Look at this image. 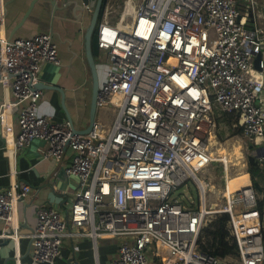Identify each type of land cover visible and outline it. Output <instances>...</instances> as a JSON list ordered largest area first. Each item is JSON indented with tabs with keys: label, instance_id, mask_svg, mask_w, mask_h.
I'll return each mask as SVG.
<instances>
[{
	"label": "built area",
	"instance_id": "obj_1",
	"mask_svg": "<svg viewBox=\"0 0 264 264\" xmlns=\"http://www.w3.org/2000/svg\"><path fill=\"white\" fill-rule=\"evenodd\" d=\"M257 12L255 0H108L98 23L108 66L96 102L105 120H113H96L87 134L75 133L70 120L56 123L38 114L41 67L61 63L50 33L13 40L0 33V81L10 82L13 94L0 105L3 133L11 130L8 115L15 111L14 148L43 140L44 158L60 161L70 149L65 172L78 179L66 209L40 205L36 227L26 235L15 207L32 186L20 181L0 191V237L28 236L33 264H57L71 228L94 240L119 238L118 257L109 264H264L260 190L254 182L229 187L215 114L219 109L238 119L264 170V155L258 156L264 148V107L258 104L264 99V25ZM4 14L0 0L2 23ZM214 162L225 167L219 188L207 178ZM191 181L197 207L175 195ZM214 214L228 215L236 256L201 247Z\"/></svg>",
	"mask_w": 264,
	"mask_h": 264
},
{
	"label": "crops",
	"instance_id": "obj_2",
	"mask_svg": "<svg viewBox=\"0 0 264 264\" xmlns=\"http://www.w3.org/2000/svg\"><path fill=\"white\" fill-rule=\"evenodd\" d=\"M78 1L81 0H4L5 14L3 23L0 20V33L9 40L28 38L39 33L53 34L61 63H44L39 73L38 85L54 84L61 90L42 88L43 96L38 114H48L56 123L70 120L75 129L84 130L89 125L92 77L82 38L91 13L86 8L82 15V12L74 11L75 2ZM97 59L101 83L106 67L102 65L100 54ZM12 97L10 82L0 81V105L9 102ZM260 101L261 99L259 103ZM96 120L108 125L113 116L105 120L104 112L100 111ZM8 121L12 128L5 134L0 123V191L20 181H26L32 186V191L21 198L15 207L19 230L26 235L36 227V212L40 205L66 209L67 200L73 199L78 188V179L65 172V167L72 159L70 149L65 152L61 161L53 157L44 158L41 149L48 145L43 140H34L25 148L16 150L14 140L19 126L15 111L8 115ZM245 174L246 179L231 183L233 188H240L246 182L257 183L260 201L264 200V181L258 176L252 177L249 170ZM223 177V173L216 177V185H220L219 187L224 184H221ZM3 227L0 219V235ZM69 231L73 234L64 237L57 264H109L118 257L119 238L101 237L94 240L78 235L75 228ZM32 250V240L28 236H21L18 241L0 237V264H33Z\"/></svg>",
	"mask_w": 264,
	"mask_h": 264
},
{
	"label": "rangeland",
	"instance_id": "obj_3",
	"mask_svg": "<svg viewBox=\"0 0 264 264\" xmlns=\"http://www.w3.org/2000/svg\"><path fill=\"white\" fill-rule=\"evenodd\" d=\"M263 6L264 0H255V10L256 12L258 11L257 22L260 25H264V17L261 15V8ZM100 56L103 60V67H107L108 62L106 60V53L104 51H101ZM259 104H262V106L264 107L263 98H261ZM215 114L217 117L216 135L218 140V143L216 145L220 148L218 152L227 153V159L229 160L227 164L228 172L229 176L232 177V179L230 178V180L232 184H235L239 179H241L240 181L246 179V177L244 178V176L246 175L245 173H248V170L250 168V163L248 161V155L250 154V143L244 137L242 129L238 125H236L238 122V119L236 117L228 115L221 110L215 111ZM218 152H216V155ZM224 171L225 167L223 163L214 162L207 178L211 179L213 184H215V186L218 188L220 185H216L218 184L216 180L222 173L224 176ZM224 178L225 177L222 178L223 182L221 184L225 182ZM175 195L179 197V199L186 206L197 207L200 204L199 192L193 181L187 183V185L180 187L176 191ZM219 215L220 214H214L209 218H211L213 222ZM209 224L210 222H208L206 228ZM203 238L205 243L209 242L210 240V238H208L206 234L203 235Z\"/></svg>",
	"mask_w": 264,
	"mask_h": 264
},
{
	"label": "water",
	"instance_id": "obj_4",
	"mask_svg": "<svg viewBox=\"0 0 264 264\" xmlns=\"http://www.w3.org/2000/svg\"><path fill=\"white\" fill-rule=\"evenodd\" d=\"M78 2H75L76 7L74 11L82 12L81 13L82 15L84 8H86L87 11L91 13L90 22L89 25L86 27L84 36L82 38V42H83L84 53L86 56V61L88 63L92 77V100L90 104L88 127L84 130L75 129L74 132L78 134H87L93 128V125L98 115L97 102H96L97 93L100 85L99 74H98V59H97L100 54V49L98 45V23L100 22L103 16L104 9L108 0H81ZM52 3L54 5V2ZM50 35L53 37L52 33ZM260 59L261 57L259 56L257 61H259ZM1 77L2 76H0V78ZM38 87L41 89L44 88V89H56L58 91L61 90L57 85L54 84L40 83ZM252 148L253 145H250L249 149ZM263 155H264V148L261 147L258 149V156H263ZM248 161L251 165H258L257 157L252 154L248 155Z\"/></svg>",
	"mask_w": 264,
	"mask_h": 264
},
{
	"label": "trees",
	"instance_id": "obj_5",
	"mask_svg": "<svg viewBox=\"0 0 264 264\" xmlns=\"http://www.w3.org/2000/svg\"><path fill=\"white\" fill-rule=\"evenodd\" d=\"M249 172L252 177L258 176L262 181H264V170H262L259 165L250 164ZM259 207L264 214V200L260 201ZM228 219L229 217L227 214H221L216 218V220L209 224L207 228H205L204 235L206 234L210 240L205 243V245L201 246L203 249L209 250L213 254L221 257L237 255V246L230 237L228 230Z\"/></svg>",
	"mask_w": 264,
	"mask_h": 264
},
{
	"label": "bare ground",
	"instance_id": "obj_6",
	"mask_svg": "<svg viewBox=\"0 0 264 264\" xmlns=\"http://www.w3.org/2000/svg\"><path fill=\"white\" fill-rule=\"evenodd\" d=\"M248 10H249V12H250V16H251V23H252V25H253V16H252V5H251V2L250 1H248ZM262 98V96L261 97H259V99H261ZM258 104H259V100H258ZM262 106V104H259V108ZM263 107V106H262ZM8 113H10L9 111H8ZM213 139H214V136L212 137V141H213ZM259 142H260V135H258L257 136V138H256V142H255V146H257L258 144H259ZM230 158V157H229ZM230 178V177H229ZM230 180V179H229ZM229 187H231L232 186V184H231V181H229Z\"/></svg>",
	"mask_w": 264,
	"mask_h": 264
}]
</instances>
